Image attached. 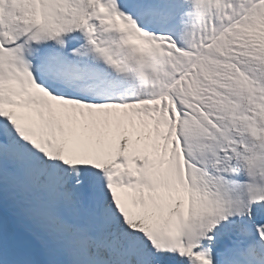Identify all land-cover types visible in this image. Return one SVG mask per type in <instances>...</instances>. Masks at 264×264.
Returning <instances> with one entry per match:
<instances>
[{
  "label": "snow or ice",
  "instance_id": "6c2138e0",
  "mask_svg": "<svg viewBox=\"0 0 264 264\" xmlns=\"http://www.w3.org/2000/svg\"><path fill=\"white\" fill-rule=\"evenodd\" d=\"M0 264H264V0H0Z\"/></svg>",
  "mask_w": 264,
  "mask_h": 264
}]
</instances>
